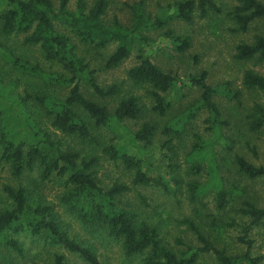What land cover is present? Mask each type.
<instances>
[{"label": "trees", "instance_id": "trees-1", "mask_svg": "<svg viewBox=\"0 0 264 264\" xmlns=\"http://www.w3.org/2000/svg\"><path fill=\"white\" fill-rule=\"evenodd\" d=\"M71 1L57 0L55 3L53 0H0V33L5 36L22 35L24 44L38 46L43 57L58 64L68 76L46 74L38 66L12 57L3 50H0V54L13 69L43 80L47 83L45 85L59 84L69 87L67 95L60 99L40 92H26L25 97L15 99L16 103L32 99V102L44 110L46 117H51V125L61 133L86 138L90 135V123L96 127H106L118 125L124 120L143 119L148 114L147 120H143L130 137L133 152L118 143H111L103 148V152L111 160L120 161L132 173L131 185L120 179L113 180L110 186L103 185L96 168L99 164L98 158L65 149L47 130L32 122L30 116H22L24 127L13 130L6 123L10 117L1 110L0 162L8 166L13 179L36 172L40 184L59 182L64 189L60 201L64 212L77 221L90 238L101 242L110 240L118 244L126 258L140 256L139 264H197L200 257L206 254L213 255L218 264H259L262 257L252 255L249 233L254 226H264V207H260L252 199L243 200L244 207L239 208L242 215L250 219L237 240L246 246L242 254H229L225 248L216 246L192 221L186 223L200 245L189 247L185 251H175L164 241L158 226L141 219L134 206L125 199L134 186H148L153 183L166 192L173 189L169 175L174 168L173 156H176L173 140L185 132L193 110L191 106L188 107L185 115L177 117L174 124L164 126L163 133L166 138L158 142L157 157L154 156V150L158 146L154 148V143L159 127L153 116L167 114L171 103L165 94L182 82L172 73L154 64L149 54H138V61L128 69L127 77L135 84L148 87L147 93L152 106L145 110L140 97L127 92L119 97L116 106L110 110L102 101L116 96L119 86H99L95 80V71L89 69L88 62L77 53L79 44L104 49L114 43L116 48L106 60V67H117L130 56L132 43L137 40L140 31L162 29L167 26V19L173 17L190 22L197 11L202 15L208 10L218 13L220 9L215 1L179 0L174 3L172 14L151 19L145 15L147 0H139L129 5L134 20L131 28H124L117 22L111 26L104 23L106 0H94L90 6L85 0H76L75 10L69 8ZM228 13L236 26L235 30L245 32L251 23L264 21V3L261 0H236ZM166 34L178 43L176 46L180 51L190 46L188 37L174 36L170 30ZM256 56L259 60H264V33L255 36L251 43H240L236 46V59L251 60ZM188 80L189 85L200 92V108L210 113L207 120L209 128L219 131L226 129L259 132L264 126L263 104L254 102L249 109L241 108L239 113L236 112L237 118L234 122L230 117L222 118L214 100L218 89L207 82L206 72L203 71L197 76L191 74ZM83 81L91 87L98 101L90 100L82 93L80 84ZM242 81L247 89H255L264 95V75L261 73L246 69ZM0 97H5L1 88ZM10 116L13 120H19L16 115ZM195 137L193 152L201 149L200 155L203 158L210 155L213 161L210 166L213 172L212 184L217 188V208L223 210L232 199L237 200L240 195L233 197L232 191L223 187L224 176L213 156L212 146L200 136ZM229 138L231 143L235 142L234 136ZM136 143L141 144L140 149L136 148ZM232 148L231 145L226 151L227 155H230ZM232 157V166L241 176L249 179L264 177V165H255L242 154L235 153ZM201 167L198 160L191 166L196 173ZM188 188L191 200L194 201L202 189L195 182H190ZM1 193L6 202L4 206H0V239L6 247L22 254L21 243L9 236L26 231L30 232L32 238L43 239L44 244L60 246L68 254L79 258L83 264H104L98 258L95 243L78 240L76 235H72L61 215L53 205L44 201L40 192L18 183L15 186L4 184ZM217 221L212 220L209 229L219 233L224 224H217ZM52 264L69 262L64 253H57Z\"/></svg>", "mask_w": 264, "mask_h": 264}, {"label": "rangeland", "instance_id": "rangeland-1", "mask_svg": "<svg viewBox=\"0 0 264 264\" xmlns=\"http://www.w3.org/2000/svg\"><path fill=\"white\" fill-rule=\"evenodd\" d=\"M55 3L57 0H53ZM90 6L94 0H85ZM139 0H106L107 8L103 14V21L107 26L117 22L124 28H131L133 16L129 5ZM179 0H147L145 15L155 19L159 16L172 14L174 3ZM220 12L208 10L202 15L197 11L190 22L176 18H168V24L162 29L142 30L137 40L133 41L130 56L114 68L106 67V60L116 48V44H110L104 49H95L89 44L78 45V55L88 62L89 69L95 71V80L101 87L112 84L119 86V93L108 98L102 103L110 110L116 106L119 97L127 92L140 97L145 110L150 109L152 101L148 95L146 85L135 84L127 77V71L138 61V54H149L150 60L166 72L172 73L181 81V85L170 89L165 97L171 106L165 116L154 115L153 119L158 122V132L154 148L158 142L164 140L163 128L165 125L174 124L177 117L184 116L187 108L191 106L193 114L185 127V132L173 140L176 156H173L174 168L170 172L172 178L170 186L173 189L166 192L153 183L148 186H134L125 199L131 203L141 219L158 226L161 236L171 249L185 251L189 247L200 245L186 221H192L216 246L225 248L229 254H242L246 246L238 243V237L242 234L244 226L250 222L249 217L243 216L239 211L244 207L243 200H253L260 207H264V177L249 179L241 176L232 166V155H245L255 165H264V126L259 132L236 130L222 131L209 128L210 113L200 108V92L197 88L189 85V75L207 73V82L218 89L214 100L218 106L222 118L230 117L235 122L236 112L241 108L249 109L254 102L264 105V95L255 89H247L243 84V72L252 69L264 75V60L257 56L251 60H238L235 58L236 46L240 43H251L255 36L264 33V21L259 20L251 23L245 32H237L233 20L229 17V11L236 4V0H214ZM264 3V0H261ZM76 0L69 4L71 10H75ZM172 31L174 36L188 37L190 46L180 51L178 43L168 37L166 31ZM22 35L5 36L0 33V50L5 51L12 57H17L29 62L32 66H38L46 74H64L61 67L47 61L38 46L24 44ZM47 84L31 75L22 74L3 59L0 54V88L5 97H0V110L9 116L8 127L13 130L23 128L24 116H30L32 122L41 126L50 133V136L59 142L65 149L69 148L80 152L84 156L98 158V178L103 185L110 186L112 181L120 179L131 185L132 173L128 172L120 161H113L103 152V148L109 144L118 143L123 148L133 152L130 143L132 133L138 129L143 120H147L148 114L139 120H124L118 125L96 127L89 124L90 135L81 138L76 135H67L54 129L51 125V117H46L44 110L39 108L32 99L23 103L17 102L26 96V92H40L50 95L54 99L64 98L69 87L67 85ZM82 93L90 100L98 101L91 87L84 81L80 84ZM231 94L229 95L228 93ZM238 101L240 104L238 105ZM13 103V106L11 105ZM16 109V110H15ZM17 111V114L15 113ZM16 115L19 120H13L10 115ZM23 116V117H22ZM151 116V115H149ZM1 118V117H0ZM198 135L208 142L213 148V156L224 176L223 187L232 191L233 197L240 195L222 210L217 208V188L212 184L213 172L210 155L203 158L199 152H193V143ZM234 136L235 142L230 141ZM180 142L182 144L180 145ZM233 146L227 155L230 146ZM141 144L136 143L140 149ZM159 146L154 150V156H158ZM198 160L202 164L201 170L196 173L191 166ZM36 172L26 174L23 178L13 179L8 171V166L0 162V206H4L6 199L1 193L4 184L15 186L21 184L40 192L46 203L55 207L61 218L65 221L72 235L78 240L94 242L97 248L99 260L104 264H139L140 256L126 258L119 245L110 240L99 241L90 238L88 232L80 224L64 212L60 204L64 189L59 182L40 184L36 178ZM168 177V176H167ZM176 180V182H175ZM190 182H195L202 189L201 193L193 201L188 188ZM212 220H218L217 224L223 223L220 232L209 229ZM229 225L227 226L226 224ZM232 224V225H230ZM9 238H15L22 245V254L17 253L11 247H6L0 239V264H52L54 255L64 253L69 264H83L79 258L68 254L63 248L54 244H44L43 239L32 238L30 232ZM249 239L252 240L251 253L260 256L259 264H264V226H254ZM197 264H218L211 254L200 257Z\"/></svg>", "mask_w": 264, "mask_h": 264}]
</instances>
